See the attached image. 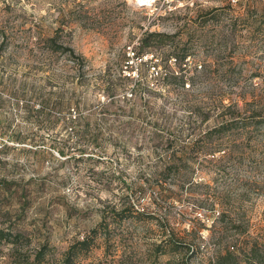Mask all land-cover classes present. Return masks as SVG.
<instances>
[{
  "label": "rangeland",
  "instance_id": "rangeland-1",
  "mask_svg": "<svg viewBox=\"0 0 264 264\" xmlns=\"http://www.w3.org/2000/svg\"><path fill=\"white\" fill-rule=\"evenodd\" d=\"M147 30L175 41L141 60ZM224 116L228 129L213 131ZM82 124L97 139L81 138ZM10 222L25 237L18 250L0 242V264L45 240L52 263L93 230L75 264H216L228 246L263 241L264 0H0Z\"/></svg>",
  "mask_w": 264,
  "mask_h": 264
},
{
  "label": "trees",
  "instance_id": "trees-1",
  "mask_svg": "<svg viewBox=\"0 0 264 264\" xmlns=\"http://www.w3.org/2000/svg\"><path fill=\"white\" fill-rule=\"evenodd\" d=\"M49 43L51 47H55L56 49H59L60 51H63L65 53H68L73 59H75L77 62H79L80 65L84 64V57L75 54V51L70 46H66L62 44L61 42H57L56 37L52 36L49 38ZM174 35L168 32H162V31H156V30H147L145 34L140 38L139 44L135 46L133 49V55L137 58L144 59V55L150 51H152L154 46H162L165 44H172L174 43ZM190 55V52L188 50H185L182 54H176L175 59L179 60L180 63H183L185 59ZM150 61H153V58L150 59ZM156 63V62H155ZM166 75L170 77V79L174 81H178L183 88H185L186 80L190 79L192 82H194V76H186L185 73L182 71H171L170 73L166 72ZM190 86V83H189ZM187 86V87H189ZM225 118H222V120L212 128V130L216 131H225L228 126L229 119L224 116ZM89 126L82 124L79 126L78 131L81 138L85 137H93L94 139H97V135L93 134L92 132H89ZM207 136V135H206ZM222 140V139H221ZM223 142H218V150H220L219 146L222 145ZM64 152V150H61ZM186 150L183 149V152ZM84 153V150L81 151ZM175 153L170 154L168 157L169 160L174 159ZM172 168V165L167 166V170ZM130 209V208H129ZM129 214H125L121 216V219L127 217ZM94 233L95 230H93ZM88 234L82 239H74L72 242H70L67 250L65 251L63 257L57 261L48 262V253L50 250V244L48 241H42L39 242V244L36 247V250L33 254H27L22 262H19L16 264H75L77 261V258L81 254H85L89 252L94 243H95V237L96 234ZM25 237V232L14 226L11 222L8 224H0V242L6 241V242H12L13 248L15 250L19 249L21 240ZM172 239V238H171ZM171 247L170 249L174 250L177 249L179 244L178 240H170ZM158 248L160 247L161 252H166L167 249L163 248L161 244H158ZM23 257V256H22ZM21 259V258H19ZM22 260V259H21ZM242 262H245L247 264H264V240L258 241L255 240L252 243H248L245 246H241L239 250L235 249V245H232L231 247H226L224 250L219 251L216 257V264H242ZM209 264H214V262L210 261Z\"/></svg>",
  "mask_w": 264,
  "mask_h": 264
},
{
  "label": "bare ground",
  "instance_id": "bare-ground-1",
  "mask_svg": "<svg viewBox=\"0 0 264 264\" xmlns=\"http://www.w3.org/2000/svg\"><path fill=\"white\" fill-rule=\"evenodd\" d=\"M148 1H150V0H139L140 3H146Z\"/></svg>",
  "mask_w": 264,
  "mask_h": 264
}]
</instances>
